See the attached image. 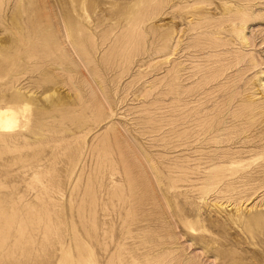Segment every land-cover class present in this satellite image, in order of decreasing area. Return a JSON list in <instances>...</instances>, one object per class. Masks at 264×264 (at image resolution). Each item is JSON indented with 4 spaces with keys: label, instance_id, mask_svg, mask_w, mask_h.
<instances>
[{
    "label": "rangeland",
    "instance_id": "rangeland-1",
    "mask_svg": "<svg viewBox=\"0 0 264 264\" xmlns=\"http://www.w3.org/2000/svg\"><path fill=\"white\" fill-rule=\"evenodd\" d=\"M0 264H264V0H0Z\"/></svg>",
    "mask_w": 264,
    "mask_h": 264
},
{
    "label": "bare ground",
    "instance_id": "bare-ground-1",
    "mask_svg": "<svg viewBox=\"0 0 264 264\" xmlns=\"http://www.w3.org/2000/svg\"><path fill=\"white\" fill-rule=\"evenodd\" d=\"M9 127V118L7 113L0 112V130Z\"/></svg>",
    "mask_w": 264,
    "mask_h": 264
}]
</instances>
